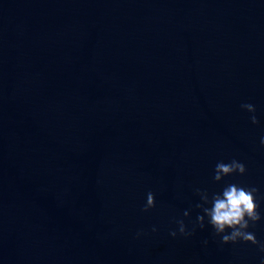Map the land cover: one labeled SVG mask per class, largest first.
Returning a JSON list of instances; mask_svg holds the SVG:
<instances>
[{"label": "water", "instance_id": "1", "mask_svg": "<svg viewBox=\"0 0 264 264\" xmlns=\"http://www.w3.org/2000/svg\"><path fill=\"white\" fill-rule=\"evenodd\" d=\"M262 135L264 0H0V264H259L194 189L255 185L264 211Z\"/></svg>", "mask_w": 264, "mask_h": 264}, {"label": "clouds", "instance_id": "2", "mask_svg": "<svg viewBox=\"0 0 264 264\" xmlns=\"http://www.w3.org/2000/svg\"><path fill=\"white\" fill-rule=\"evenodd\" d=\"M241 107L251 113L252 123L259 124L260 120L256 115L257 108L252 102H244ZM260 144L264 145V135L260 137ZM248 171L247 166L241 160L232 158L229 162L218 161L215 164L213 179L222 181L224 177L240 174L244 175ZM194 191L199 195L200 202L195 207L201 209L197 214L196 223L201 228L211 225L215 235L220 238L221 243H237L241 240L251 242L258 246L259 250L264 253V241L257 239L254 232L249 229L256 222L264 220V211L261 210V203L257 199L259 188L255 185H246L238 182H229L222 186L219 191L209 193L206 189L196 187ZM156 207V195L152 191L146 194V201L142 205L143 211H148ZM190 210L185 209L183 216H190ZM178 228L170 231L171 236L175 237L179 233L183 236H190L189 231L183 218L175 221ZM155 225L152 231H157ZM143 234V229L138 230L137 236ZM207 245L208 240L203 241ZM259 264H264V255L259 257Z\"/></svg>", "mask_w": 264, "mask_h": 264}]
</instances>
